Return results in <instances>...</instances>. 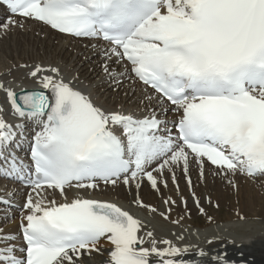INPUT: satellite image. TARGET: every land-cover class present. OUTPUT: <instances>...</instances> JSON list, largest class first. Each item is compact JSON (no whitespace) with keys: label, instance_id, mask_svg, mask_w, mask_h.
<instances>
[{"label":"snow or ice","instance_id":"obj_1","mask_svg":"<svg viewBox=\"0 0 264 264\" xmlns=\"http://www.w3.org/2000/svg\"><path fill=\"white\" fill-rule=\"evenodd\" d=\"M0 15V33L31 20L94 41L104 80L119 91L127 79L133 94L139 85L144 104L141 115L104 107L74 86L77 76L51 65L27 73L39 91L0 80V177L31 189L19 233L0 227V264H97V256L99 264H200L182 258L194 246L159 240L117 203L79 193L134 186L130 203L156 214L140 190L146 180L159 192L169 178L179 190L177 169L190 192L193 166L201 181L211 169L233 187L236 176L264 178V0H0ZM26 123L34 128L30 164L14 150L26 141ZM211 259L228 264L222 253Z\"/></svg>","mask_w":264,"mask_h":264},{"label":"bare ground","instance_id":"obj_2","mask_svg":"<svg viewBox=\"0 0 264 264\" xmlns=\"http://www.w3.org/2000/svg\"><path fill=\"white\" fill-rule=\"evenodd\" d=\"M0 19H3L2 15ZM93 43L94 41L89 39L65 36L46 25L29 20L24 28H14L7 34L0 33V80L11 81V86L15 89L24 86L39 87L31 77L27 76V73L36 64H42L45 67L51 65L59 67L66 79L77 76L78 80L74 81V86L85 93L91 92L93 100L98 104L107 108H118L122 105L126 110L141 115L140 109L144 108V104L140 103L142 93L139 85L136 86L137 90L133 94L129 90L130 81L126 79L119 92L113 91L110 84L103 78L100 67L102 57L98 49L92 47ZM9 45H12L14 51L13 59L10 56L12 51L5 53L1 49L7 46L9 49ZM21 65L28 67H20ZM9 70L11 74H7ZM125 91L129 92L127 96L124 94ZM2 103H4V97L0 93V104ZM6 118L10 122H18L11 116H6ZM165 118L171 121L175 118V114L169 111ZM28 124L32 125L26 123ZM170 126L171 123L168 124L169 129ZM177 176L179 190L176 185L172 184L170 178L168 187L165 188L161 184L159 192L152 190L145 180L140 190V197L145 204L158 209L156 214L139 209L130 203L136 193L134 186L129 192L124 185L113 189L111 186L102 184L101 188L94 192L83 190L79 194L86 198L117 203L141 219L145 225L144 230L153 231L159 240L169 239L180 247L194 246L183 255L184 260H212V256L222 253L228 264H264V178L254 183L244 176H236L234 182L237 187H233L226 180L214 176L211 169L206 171V179L201 181L197 169L193 166L191 170L194 185L192 192H195L200 200V206L206 213L203 214L205 218L201 221L198 217L201 213L179 169H177ZM4 184L5 182H0V190H3L0 191V197L15 191L10 199L17 207L6 208L2 205L8 211L0 214V227L16 234L19 233L21 207L28 193L24 194L21 188L15 190V188L7 187L4 190ZM68 194L71 198L77 193L76 190H70ZM168 197L176 203L170 206L165 205L163 201ZM181 197L187 202L186 207ZM60 199L57 196V200ZM215 205L218 208L226 206L228 211L222 216L217 212L214 214V207H211ZM168 207H171L170 213L167 212ZM159 212H165L170 219H163ZM237 213L240 215L238 216ZM209 216L212 217L211 221L208 220ZM240 216L245 219H240ZM181 217L183 219H180ZM174 220H180V223L173 224ZM177 236H183V239L178 240ZM209 240L213 243L209 244ZM18 243L21 244V241L19 240ZM160 246L164 247V245ZM199 249L207 252L208 256H198ZM101 259L103 258L100 256L96 257L97 264Z\"/></svg>","mask_w":264,"mask_h":264},{"label":"rangeland","instance_id":"obj_3","mask_svg":"<svg viewBox=\"0 0 264 264\" xmlns=\"http://www.w3.org/2000/svg\"><path fill=\"white\" fill-rule=\"evenodd\" d=\"M13 45H16V44H13ZM8 47V46H7ZM7 47H3V48H1L2 50H4L5 51V53L7 52V51H12V54L10 55L11 57H12V59L14 58L13 57V54H14V51L12 50V45H9V49H7ZM19 51H20V49H19ZM117 92H119V91H117ZM217 205H215V206H212L211 208H213L214 207V214L217 212V213H219L220 214V216H222V215H224V214H226V212L228 211L227 210V207L226 206H224V207H221V208H218V207H216ZM4 212V210H0V214H2ZM198 217H199V220H203L205 217H204V215L201 213V214H198Z\"/></svg>","mask_w":264,"mask_h":264},{"label":"water","instance_id":"obj_4","mask_svg":"<svg viewBox=\"0 0 264 264\" xmlns=\"http://www.w3.org/2000/svg\"><path fill=\"white\" fill-rule=\"evenodd\" d=\"M19 92V91H18Z\"/></svg>","mask_w":264,"mask_h":264}]
</instances>
